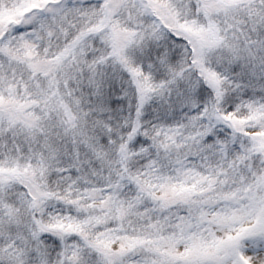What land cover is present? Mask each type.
Instances as JSON below:
<instances>
[{
  "label": "snow or ice",
  "instance_id": "1",
  "mask_svg": "<svg viewBox=\"0 0 264 264\" xmlns=\"http://www.w3.org/2000/svg\"><path fill=\"white\" fill-rule=\"evenodd\" d=\"M0 264H264V0H0Z\"/></svg>",
  "mask_w": 264,
  "mask_h": 264
}]
</instances>
